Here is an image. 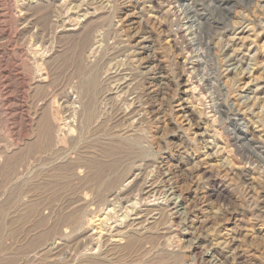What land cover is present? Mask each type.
<instances>
[{
    "label": "rangeland",
    "instance_id": "374dc122",
    "mask_svg": "<svg viewBox=\"0 0 264 264\" xmlns=\"http://www.w3.org/2000/svg\"><path fill=\"white\" fill-rule=\"evenodd\" d=\"M229 2L205 0L207 47L186 20L177 36L176 0H0V264H264V0ZM108 141L134 148L117 174ZM127 168L121 188L157 184L132 203L164 211L124 251L96 220Z\"/></svg>",
    "mask_w": 264,
    "mask_h": 264
},
{
    "label": "bare ground",
    "instance_id": "6f19581e",
    "mask_svg": "<svg viewBox=\"0 0 264 264\" xmlns=\"http://www.w3.org/2000/svg\"><path fill=\"white\" fill-rule=\"evenodd\" d=\"M172 1V0H171ZM223 1V0H222ZM225 3L230 4V0H224ZM212 4L214 2V0H211ZM229 2V3H228ZM79 3V2H78ZM107 3V2H106ZM176 3L178 4V6H175V9L178 7V9H176L174 11V15L177 16V19H176V23L175 25L176 26H180L182 21L186 20L187 21V24H190L189 28L190 29V35L192 36H195L197 35V39L200 40V44L199 45H202V43H204L205 45L207 44V47L208 45L210 44L209 41L206 43L204 40L207 39L205 38L203 35V29H202V26L207 24L203 21V18L206 19V16L204 15V12L206 11V3H205V0H176ZM209 3V2H208ZM174 4V3H173ZM172 5V4H171ZM231 5V4H230ZM209 6V5H208ZM263 9V8H262ZM90 12V11H89ZM46 13V12H45ZM203 13V14H202ZM65 14V13H64ZM43 16V14H42ZM47 17V16H46ZM84 17V16H83ZM93 19V18H92ZM41 20V19H40ZM46 21V20H45ZM150 21V20H149ZM225 22V21H224ZM211 23V22H210ZM40 24V23H39ZM44 24V23H43ZM150 24V23H149ZM209 24V23H208ZM48 25V23H47ZM197 25V28H195ZM238 25V24H237ZM153 30L156 28L157 26V23L154 21L151 23L150 25ZM46 27V26H45ZM44 27V28H45ZM206 27V26H205ZM197 29V30H194ZM210 29V28H209ZM152 30V31H153ZM207 30V29H206ZM86 31V30H85ZM87 32V31H86ZM188 32V31H187ZM83 34V33H82ZM91 33L89 32V34L86 36L85 35V39H84V45L86 44H89L90 42V38H91ZM183 34V27H179L177 28V36H180L181 38V35ZM206 35V34H205ZM183 36V35H182ZM185 36V35H184ZM196 37H194V39H196ZM208 37V36H207ZM97 38V37H96ZM183 39V38H182ZM210 39V38H209ZM92 40V39H91ZM197 41V40H196ZM204 41V42H203ZM190 46V44H188ZM187 45V46H188ZM191 46L193 47L194 45L191 44ZM190 46V48H191ZM198 46V44H197ZM200 47V46H199ZM204 47V46H203ZM188 48V47H187ZM195 48V47H194ZM201 50H202V47H200ZM204 49V48H203ZM197 51V50H196ZM203 51V50H202ZM208 53V52H207ZM206 54V52H205ZM231 55V54H230ZM205 56H203V58L199 59V62H198V66L199 68L201 69L200 71L202 72H205V75L207 78V82H208V85L210 86V88L212 90H214L215 92H217V98H218V103L216 104L215 106V109H216V112L220 113L222 118L224 120H226L227 122L229 123H235L236 122L231 118H229L228 116V112L230 110H228V103L227 101H225L224 99H222L223 95H222V87L220 85V76L218 73H214L211 77L210 74H207L209 73L210 71L208 70V61H205ZM193 58V57H192ZM197 59V58H196ZM195 63V62H194ZM197 63V62H196ZM238 65V64H237ZM79 66V65H78ZM237 69V68H236ZM95 70V69H94ZM206 70H208V72L206 73ZM82 71V70H81ZM84 71V70H83ZM93 71V69H92ZM85 72V71H84ZM82 73V72H81ZM91 73V72H90ZM95 73V72H94ZM82 75V74H81ZM94 75V74H93ZM203 75V73H202ZM222 75V74H221ZM83 77V76H82ZM81 77V78H82ZM87 78V77H85ZM88 79V78H87ZM90 80V79H89ZM88 80V83L86 84V95L84 97L87 98V103H86V99L84 100V97H83V100L84 102L86 103V109H87V112L88 111H91L93 108H94V105H95V101H96V97H95V93L98 92V88H97V81L95 78H93L92 80L89 81ZM98 80V79H97ZM82 81H83V78H82ZM80 81V82H82ZM86 81V80H85ZM84 86H85V82H84ZM43 87V86H42ZM82 88V86H81ZM70 90V89H69ZM76 90V89H75ZM210 92V91H209ZM72 93V92H71ZM110 98V97H109ZM222 99V100H221ZM84 103V104H85ZM77 107V106H76ZM85 108V107H84ZM95 108H96V105H95ZM99 108V107H98ZM73 109V108H72ZM85 109V111H86ZM182 109V108H181ZM214 109V108H213ZM262 109H264V105L262 106ZM94 111V110H93ZM92 111V112H93ZM87 114V113H86ZM90 114V113H89ZM124 114V113H123ZM46 115V114H45ZM43 115V116H45ZM120 115V114H119ZM257 115V114H256ZM47 116V115H46ZM89 116V115H88ZM94 116V115H93ZM184 116V115H183ZM226 116V117H225ZM48 117V116H47ZM47 117L44 118L47 119ZM178 117V116H177ZM225 117V118H224ZM94 118V117H93ZM98 118V117H97ZM121 119V118H120ZM50 120V119H49ZM119 120V119H117ZM188 120V119H187ZM89 121V120H88ZM87 121V122H88ZM105 121V120H104ZM116 121V120H115ZM47 121L45 120V123ZM66 122V121H65ZM64 122V123H65ZM42 123H44L42 121ZM41 123V124H42ZM44 123V124H45ZM48 123V122H47ZM46 123V124H47ZM84 123V122H83ZM182 123V122H181ZM51 124V122H50ZM67 124V123H66ZM102 125V124H100ZM237 125V124H236ZM68 126V125H67ZM105 126V124L103 125ZM114 126V125H113ZM41 127V126H40ZM62 127V126H61ZM117 127V126H116ZM230 127V126H229ZM51 127H48L47 125H45V127L43 128L42 127V144H41V149H44V148H52L54 145L52 144L54 140L53 137H52V132H51ZM81 128V127H80ZM103 128V127H102ZM118 128V127H117ZM229 129V128H228ZM41 130V129H40ZM71 130V129H70ZM81 130V129H80ZM83 130V129H82ZM101 130V129H100ZM104 130V128L102 129ZM110 130V128H109ZM112 130V129H111ZM115 130V129H114ZM118 131V130H116ZM99 132V131H98ZM108 132V131H107ZM110 132V131H109ZM121 132V131H120ZM40 133V132H39ZM90 133V132H89ZM93 133V132H92ZM229 133V132H228ZM242 134V133H241ZM110 135V134H109ZM243 135V134H242ZM60 136V135H59ZM90 136V135H89ZM92 136V135H91ZM108 136V134H107ZM112 136V135H111ZM120 136V135H119ZM131 136V135H129ZM236 136V135H235ZM40 137V136H39ZM56 137V136H55ZM115 137H117V134L115 135ZM121 137V136H120ZM125 137V136H124ZM230 137V136H229ZM102 138V137H101ZM100 138V139H101ZM104 138H105V135H104ZM110 138V137H109ZM112 138V137H111ZM122 138V137H121ZM128 138V137H127ZM131 138V137H129ZM129 138L127 139L129 141ZM236 138V137H235ZM234 138V139H235ZM240 137L238 136V139ZM105 140V139H104ZM108 140V139H107ZM124 140V138H123ZM133 140V139H132ZM57 142V141H56ZM92 142V141H91ZM94 142V141H93ZM97 142V141H96ZM100 142V141H99ZM102 142V141H101ZM107 142V141H106ZM109 142V141H108ZM135 142V141H133ZM98 143V142H97ZM103 143V142H102ZM110 143V142H109ZM130 143V141H129ZM39 144V146H40ZM84 144V143H83ZM95 144V143H94ZM93 144V145H94ZM99 144V143H98ZM135 144V143H134ZM88 145V144H87ZM92 145V144H91ZM35 146L38 147V145H36L35 143ZM137 146V144H136ZM87 147V146H86ZM90 147V145H89ZM100 147V146H99ZM33 148V147H32ZM35 148V147H34ZM54 148V147H53ZM37 149V148H36ZM86 149V148H85ZM94 149V147L92 148ZM104 150V154H107L108 157L110 156V158H112V162L108 159L107 161H110L111 164L109 163V168H110V171H115V172H112L113 173H116V171L119 172V167L120 165L126 161V160H129L130 158H132V150L134 148H132V145L131 144H128L127 142H118V141H111L110 144H108V146L104 147L103 148ZM256 149V148H255ZM139 150V149H137ZM57 151V150H56ZM86 151V150H85ZM101 151V150H100ZM256 151H259V153L264 156V153L262 152V149L259 150V148L256 150ZM55 152V151H54ZM135 153L137 154V152L135 151ZM139 153V152H138ZM258 153V152H257ZM258 153V154H259ZM85 154V153H84ZM99 155V154H98ZM261 155H259V157H261ZM85 157V156H84ZM81 158V157H80ZM89 158V157H88ZM86 159V160H89V159ZM107 158V157H106ZM264 158V157H262ZM95 160V159H93ZM102 160V159H101ZM204 160V159H203ZM75 161V160H74ZM107 161L105 160V162L107 163ZM199 161V160H198ZM202 161V160H200ZM199 161V162H200ZM88 162V161H87ZM86 162V163H87ZM90 162V160H89ZM93 162V161H92ZM99 162V161H98ZM104 162V163H105ZM101 163V162H100ZM130 163V162H128ZM74 164V163H73ZM90 164V163H88ZM95 164H98V163H95ZM102 164V163H101ZM99 165V164H98ZM124 165V164H123ZM9 166V164H8ZM7 166V167H8ZM97 166V165H96ZM102 166V165H100ZM103 166H106V165H103ZM207 166V165H206ZM205 166V167H206ZM74 167V166H73ZM124 167V166H123ZM125 167H126V164H125ZM10 168V167H9ZM12 168V167H11ZM10 168V170H11ZM94 167H92L93 169ZM97 168V167H96ZM102 168V167H101ZM107 168V167H106ZM105 168V169H106ZM132 168V166H131ZM100 169V168H99ZM104 169V168H103ZM104 169V170H105ZM119 169V170H118ZM126 169V168H125ZM124 169V170H125ZM212 169V168H211ZM214 169V168H213ZM212 169V170H213ZM9 170V169H8ZM6 170V172L8 171ZM209 170V169H208ZM123 171V170H122ZM133 171V170H132ZM204 171H207L205 170L204 168ZM220 171V170H219ZM5 172V174H6ZM216 172V171H215ZM9 173V171H8ZM7 173V174H8ZM96 173V172H95ZM133 172H131L130 168H127V170L125 171V173H123V175L120 177H116V179L113 180V178L111 179L110 182H107V186L108 188L111 189V195L110 197H113L112 200L108 201V200H104L105 203H104V213L101 215V216H97V220H96V217L94 220H96V222H99V226H101V228H117L116 229V240L115 242L119 243L120 244V249L124 250V251H129V250H132V248H134L135 245H137L136 243H138L139 239L137 238L140 231H142L143 229L146 228V225L145 224H153V222L156 220V215H160L159 212L162 210L161 208H156V206L150 204L149 202L145 203L144 205V208L140 209L139 211V207H137V205L139 204L137 201L136 202H133L132 203V193L136 190V188H139L138 191H149L150 188H156L155 185V182L154 184L155 185H150L149 187L148 186H143L142 184L141 185H138L134 188H132V181L130 182H127L126 183V186L125 188H121V185L123 186V183H125L131 176ZM206 173V172H205ZM214 173V171H213ZM217 173V172H216ZM220 173V172H218ZM100 174V173H99ZM98 174V175H99ZM117 174V173H116ZM115 174V176H116ZM120 174V173H119ZM215 174V173H214ZM8 176V175H7ZM111 176V175H110ZM218 176H212L211 175V180L213 183H217V179H218ZM92 177V176H91ZM100 178V175L98 176ZM109 177V176H108ZM113 177V176H112ZM97 178V177H96ZM137 178V177H136ZM109 179V178H108ZM100 180V179H99ZM134 180V179H133ZM98 181V180H97ZM101 181V180H100ZM97 183V182H96ZM105 183V181H104ZM148 183V182H147ZM227 183V182H226ZM136 184V183H135ZM151 184V183H150ZM96 185V184H95ZM103 185V184H102ZM145 185V183H144ZM100 186V185H99ZM115 186H119L118 188L115 189ZM218 187V186H217ZM107 188V189H108ZM106 189V188H105ZM118 189V190H117ZM134 189V190H133ZM104 190V189H103ZM116 190V191H114ZM226 191V187L225 186H219L217 189L215 188L212 192L217 194V195H221V194H224ZM97 192V191H96ZM104 192V191H103ZM109 192V191H108ZM148 193V192H147ZM108 194V193H107ZM141 194V193H140ZM150 194V192H149ZM105 195V194H104ZM100 196V195H98ZM135 196V195H134ZM103 198V196H102ZM104 199V198H103ZM137 199V198H136ZM147 200V198L145 199ZM135 201V200H134ZM148 201V200H147ZM103 205V204H102ZM78 207V206H77ZM80 208V207H78ZM138 208V211L136 210ZM164 211V210H162ZM75 212L77 211H74L73 214H71L69 217H68V221H70V223H79V216L75 214ZM78 213V212H77ZM78 216V217H77ZM82 217V216H81ZM18 219V218H17ZM20 219V218H19ZM91 219V218H90ZM93 220V221H94ZM91 221V220H89ZM153 221V222H151ZM95 222V221H94ZM96 222L94 224H96ZM151 222V223H150ZM115 224V227H112L111 225ZM98 226V225H97ZM2 228V227H1ZM100 228V227H99ZM100 228V229H101ZM154 228V227H153ZM98 230V229H97ZM96 230V231H97ZM103 231V230H102ZM1 233V232H0ZM89 233V232H88ZM141 233V232H140ZM151 234V233H150ZM114 235V234H113ZM84 238V237H83ZM143 238V237H142ZM118 244V245H119ZM89 248V247H88ZM115 250V249H114ZM224 255V254H223ZM222 256V255H221ZM225 257V256H224ZM227 258V257H226Z\"/></svg>",
    "mask_w": 264,
    "mask_h": 264
}]
</instances>
